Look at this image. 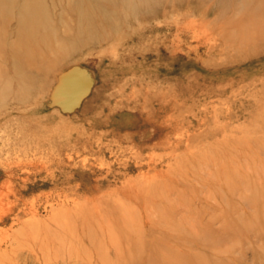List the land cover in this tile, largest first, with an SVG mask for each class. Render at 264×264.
Here are the masks:
<instances>
[{
    "label": "rangeland",
    "instance_id": "1",
    "mask_svg": "<svg viewBox=\"0 0 264 264\" xmlns=\"http://www.w3.org/2000/svg\"><path fill=\"white\" fill-rule=\"evenodd\" d=\"M138 2L0 0V264H264V0Z\"/></svg>",
    "mask_w": 264,
    "mask_h": 264
},
{
    "label": "bare ground",
    "instance_id": "2",
    "mask_svg": "<svg viewBox=\"0 0 264 264\" xmlns=\"http://www.w3.org/2000/svg\"><path fill=\"white\" fill-rule=\"evenodd\" d=\"M118 1H120V2L123 3V4H126V3L129 2V0H118ZM133 1L135 2V0H133ZM138 1H139V2H142V0H138ZM201 1H202V0H201ZM210 1H211V0H210ZM236 1H237V0H236ZM139 2H138V3H139ZM171 2H172V1H171ZM216 2H217V1H216ZM220 2H221V1H220ZM77 3H78V2H77ZM206 3H207V1H206ZM209 3H210V2H209ZM212 3H214V2H212ZM140 4H141V3H140ZM216 4H217V3H216ZM224 4H225V3H224ZM175 5H176V4H175ZM196 5H197V4H196ZM205 5H206V4H205ZM209 5H210V4H209ZM209 5H208V6H209ZM235 5H236V4H235ZM248 5H250V4L248 3ZM208 6H207V7H208ZM224 6H225V5H224ZM181 7H182V6H181ZM248 7H249V6H248ZM256 7H257V6H256ZM81 8H82V7H81ZM237 8H238V7H237ZM207 9H208V8H207ZM211 10H212V9H211ZM206 11H207V10H206ZM206 11H205V12H206ZM256 11H257V10H256ZM213 12H214V10H213ZM215 12H216V11H215ZM215 12H214V13H215ZM77 13H78V12H77ZM214 13H213V14H214ZM216 13H217V12H216ZM219 15H220V14H219ZM237 16H238V15H237ZM230 20H231V19H230ZM232 25H233V23H232Z\"/></svg>",
    "mask_w": 264,
    "mask_h": 264
}]
</instances>
